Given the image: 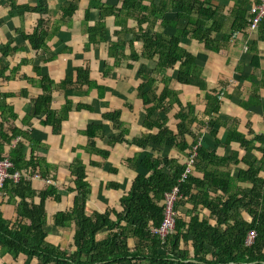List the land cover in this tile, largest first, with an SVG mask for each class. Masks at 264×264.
<instances>
[{"label":"trees","instance_id":"16d2710c","mask_svg":"<svg viewBox=\"0 0 264 264\" xmlns=\"http://www.w3.org/2000/svg\"><path fill=\"white\" fill-rule=\"evenodd\" d=\"M3 1L10 8L9 20L17 16L22 21L24 14L39 15V20L31 33H26L20 27L14 32L16 36L9 35L8 41L0 45V83L13 80L22 66L30 64L38 79L26 76H21V79L37 87L41 93L33 100L30 113L21 123L22 129L12 128L6 132L4 124L0 126L1 143L11 145L17 139L22 140L6 157L0 147V161L9 160L13 164L11 173L20 171L26 176L38 173L42 179H46L47 171L52 166L35 156L38 152L36 150L42 145L32 138L30 121L37 120L41 128L51 130L58 137L62 123L68 119L70 112L96 111L89 103L74 104L71 97L78 93L88 95L79 91L82 87L97 89L103 96L105 87L91 80L90 66L75 68L69 65L65 78L59 83L50 79L46 66L65 48L49 51L47 43L59 34L60 27L51 30L41 20L48 14V0H35L34 7L17 5L13 0ZM113 1L110 5L111 0L104 3L102 0H91L90 6L84 11L81 26L87 35L85 51L104 45L108 60H114V67H120L127 61L126 69L139 81L137 97L145 109L142 126L150 134L128 141L129 130L121 123V111L116 110L103 115V121L110 123L109 126L97 123L81 132L88 140L84 151L88 155L108 159L111 154L97 148L98 141H101L109 147L117 144L131 146L134 143L141 150L152 147L157 151L172 148L180 153L189 151L187 161L196 152L195 171L203 173L204 177L200 179L193 174L186 183L180 185L182 198L176 205V228L161 245L158 238L152 235V230L157 229L163 219L164 193L179 185L186 163L182 165L176 159L169 158V152L154 157L156 151L127 160L128 167L136 172V176L130 192L121 199L123 211L107 209L103 213L95 212L87 216L90 186L86 181L85 164L75 159L70 166L72 176L75 177V188L69 189V192L76 194L74 206L70 211H57L53 217L54 230L63 231L75 225L71 246L73 251L62 250L46 242L48 198L59 203L61 194L51 186L36 192L25 177L16 184L8 180L0 190L4 198L0 208L5 204L17 203V222L7 221L0 210V258L9 256L14 261L21 258L26 260L25 264H264V179L258 176L264 171V148H253L262 152L260 160H239L237 153L232 151L229 156L222 158L216 151L210 152L200 144L201 134L196 136L192 131L193 126L199 123L195 106L185 105L170 87L171 81L175 80L179 84L205 90V82L199 76L197 59L184 46L195 40L203 44L207 52L218 54L220 44L227 43L233 33L246 30L249 0L234 6V21L228 36L221 34V26L217 21L218 5L213 0ZM120 3L121 8H117ZM79 9L77 0L66 2L60 8L61 18L70 21L79 13ZM109 19L114 21V27L120 28V31L113 33L117 38L116 43L111 42L107 23ZM128 21H134L137 28L128 29ZM90 23H94V26H89ZM59 41L64 42L62 39ZM136 43L142 50L135 48ZM126 50H130L131 54L126 55ZM24 52H31L33 59L21 58L11 68L9 58ZM108 60L101 62L105 69L110 66ZM176 66L178 69L174 70L172 77H165L164 73ZM157 78L163 84L159 94L156 93ZM127 79L124 77L122 80ZM54 91L61 92L65 101L58 110L51 106ZM27 95V90H21L19 95H15L0 85L3 123L16 120L13 107L7 101L19 96L26 98ZM205 100V115L210 119L209 138L215 142V148L237 142L247 149L251 142L235 131L228 132L224 143L218 140L219 98L207 93ZM174 106L178 108L174 115L176 133L169 129L168 117ZM129 108H132L131 104ZM161 114L164 117L161 118ZM253 140L262 142V138L257 136ZM27 149H30L29 160H26ZM238 163L245 168L234 171V178L228 172L218 173V166H235ZM90 166L100 165L90 162ZM104 168L109 173L119 172L118 168L108 164ZM236 182L249 186L239 185L233 190L232 184ZM119 187L117 183L107 185L109 189ZM35 199H38V203H35ZM189 202L194 205V209L198 206L206 209L216 225L211 226L206 219L201 221L197 214L185 219L180 210ZM242 213L246 214L249 221L242 218ZM104 232L108 235L98 240V236ZM250 232H255L257 237L253 245L246 248L244 242ZM130 240L135 243L133 249L128 246Z\"/></svg>","mask_w":264,"mask_h":264},{"label":"crops","instance_id":"0c3cea01","mask_svg":"<svg viewBox=\"0 0 264 264\" xmlns=\"http://www.w3.org/2000/svg\"><path fill=\"white\" fill-rule=\"evenodd\" d=\"M69 1L73 0H48V14L41 19L51 30L55 27H60L59 34L52 42L47 43L49 51L53 52L54 50H63L65 48L64 51L58 52L57 57L51 63L47 64V73L52 81L59 83L65 78L69 65L75 68L90 66L91 80L105 87V94L102 96L97 89L88 90V87H82L79 91L88 95L78 93L76 96L71 97L74 104L89 103L96 108V111L93 113L84 110L70 112L68 119L62 123L61 134L58 137L54 136L51 130L41 128L37 120L32 119L30 121L32 138L42 145L36 150L38 152L35 156L52 166L51 170L47 171V177L51 180V184H46L44 178H41L31 180L30 185L36 192L44 191L51 186L61 194L59 203H55L52 198H48V206L46 208L48 237L46 242L54 247L59 246L62 250L71 249L73 251L71 246L73 244L72 236L75 232V225L72 224L69 229L63 231L54 230L53 217L57 211H70L74 206L76 194L69 192V189L75 188V177L72 176L70 171V166L75 159H80L85 164L86 181L90 186L86 211L87 216H91L92 213H103L107 209H115L118 212L123 211L121 199L130 192L136 176V172L128 167L127 160L134 159L139 154L152 153L154 151H156L154 152V157H161V155L169 152V158L176 159L180 164L184 165L189 151L180 153L174 148L157 151L153 150L152 147L148 148V150H141L134 143L131 146L117 144L109 147L105 142L101 141H98L97 148L109 152L111 155L108 159H104L99 155H88L84 151L88 140L81 132L89 125L97 123L109 126L110 123L103 121V115L109 112L121 111V123L125 125L126 130H129L127 139L130 142L134 139L138 140V138L148 135L150 132L142 126V122L145 119V109L137 97L139 81H136L134 74L126 69L127 61H124L120 67H114V60H108L104 45L101 48L85 51L87 35L81 23L83 21V13L90 6L91 0H77L80 7L79 13L74 19L63 21L60 8ZM106 1L102 0L103 3ZM213 1L218 5L217 21L221 26V34L228 36L234 21L232 10L235 5L240 4L243 0ZM255 1L249 0L248 9ZM13 2L17 5L36 6L35 0H13ZM112 4L113 2H110V5ZM121 6L122 3L118 4L117 8H121ZM8 9L10 8L7 3L0 0V45L8 41V35L16 36L14 32L20 27L26 33H31L39 20V15L36 14H24L22 21L17 16H13L9 20ZM107 23L111 33V42L116 43L117 38L114 37L113 33L120 31V28L114 27L112 19H109ZM158 24L159 22L156 26ZM89 26H94V23H90ZM146 27L144 26V28ZM127 28L136 29L137 24L134 21H128ZM59 39L64 40V42L59 41ZM135 48L142 50L138 43L135 44ZM184 48L197 59L199 76L205 82V90L179 84L175 80L171 81L170 87L178 94L179 99L185 105L192 104L195 106L199 123L193 126L192 131L196 136L201 134L199 136L201 138L200 144L204 145L210 152L212 150L216 151L220 158L229 156L232 151L237 153L239 160H252L254 158L260 160L262 152L253 148H264V22L253 33L248 32L247 27L242 32L233 33L227 43L220 44L218 54L207 52L205 46L195 40L190 41L189 45L184 46ZM125 53L126 55L131 54L130 50H126ZM25 57L32 60L34 56L31 52H24L9 58L11 68L16 66L21 58ZM107 60L110 62V66L105 69L101 62H107ZM175 69H178V66L174 69H168L164 73L165 77H172ZM105 72L108 74L105 75ZM21 76L38 79L32 72V65L27 64L20 68L13 80L0 83L4 90L15 95H19L21 90H27L28 92L26 98L19 96L7 101L16 114L15 121L3 123L0 112V126L4 124L6 132H9L12 128L22 129L21 123L30 113L33 100L41 93L37 87L31 86L26 80L21 79ZM124 77H128V79L122 80ZM156 85V93L159 94L163 84L158 78ZM207 93L216 95L220 102L219 117H216L219 120L218 140L224 143L228 132L235 131L243 136L246 141L251 142L247 149L241 147L237 142H232L227 147L220 145L215 148V142L209 138L208 122L210 119L205 115ZM52 97L51 106L54 110L60 109L65 104L61 92L54 91ZM129 104L132 105V108H129ZM177 111V106H174L168 115L169 129L174 133L177 132V122L174 119ZM162 117H164V114H161ZM23 129L27 131L26 128L23 127ZM256 136L262 138L261 143L253 140ZM18 142H22V140L17 139L11 145L1 143L0 140L3 155L5 157L8 156ZM29 158L30 149H27L26 160H29ZM90 162L97 163L100 166L92 167ZM107 164L118 168L119 172L117 174L109 173L104 168V165ZM241 168L245 167L239 163L235 166L230 164L227 167H217L218 173L228 172L231 177H233L234 171ZM193 174L200 179L204 177L203 173L195 170ZM258 176L264 179V171L260 172ZM110 183L119 184V189L107 188ZM239 185L244 186L246 183H233L232 189H237ZM211 195L214 196L213 193ZM3 201V195L0 193V204ZM35 203H38V199H35ZM16 204L9 203L0 208L4 218L10 223L17 222ZM187 204L180 210L185 219H190L194 214H197L201 221L206 219L211 226L216 225V221L210 219L209 212L202 206L194 209V205L191 202ZM242 218L249 221L245 213H242ZM106 235L108 233L100 234L98 240L105 239ZM128 246L131 249L135 248L134 241L130 240ZM7 257L9 256H6L5 259Z\"/></svg>","mask_w":264,"mask_h":264},{"label":"built area","instance_id":"2783aa9c","mask_svg":"<svg viewBox=\"0 0 264 264\" xmlns=\"http://www.w3.org/2000/svg\"><path fill=\"white\" fill-rule=\"evenodd\" d=\"M249 18L247 30L250 33L255 32L260 24L264 22V0H256L250 5ZM196 150V149H195ZM195 157L196 152L189 158L185 164V170L182 173L178 183L179 185L174 187L170 192L164 193V208L163 219L160 226L157 229L152 230V235L157 237L161 245L167 241V239L174 233L176 228L177 211L176 205L180 198H182L180 192V185L186 183V181L193 175L195 170ZM14 168L13 164L9 160L0 161V190L3 189L5 183L10 180L13 183H17L22 177L29 179H41L38 173L27 175L16 171L11 173ZM46 184H51L49 178L44 179ZM257 235L255 232L248 233L244 245L249 248L253 245Z\"/></svg>","mask_w":264,"mask_h":264},{"label":"rangeland","instance_id":"374dc122","mask_svg":"<svg viewBox=\"0 0 264 264\" xmlns=\"http://www.w3.org/2000/svg\"><path fill=\"white\" fill-rule=\"evenodd\" d=\"M111 2H114L113 0H111ZM9 36V35H8ZM26 260L25 259H18V260H12L10 257H7L6 259L0 258V264H25Z\"/></svg>","mask_w":264,"mask_h":264}]
</instances>
